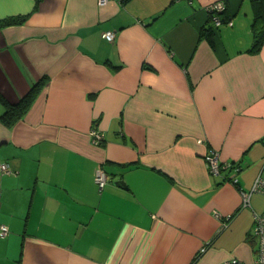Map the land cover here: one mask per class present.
I'll return each instance as SVG.
<instances>
[{
  "label": "crops",
  "instance_id": "obj_1",
  "mask_svg": "<svg viewBox=\"0 0 264 264\" xmlns=\"http://www.w3.org/2000/svg\"><path fill=\"white\" fill-rule=\"evenodd\" d=\"M215 1L0 0V97L42 82L0 120V264H253L264 43L251 0H223L207 37Z\"/></svg>",
  "mask_w": 264,
  "mask_h": 264
},
{
  "label": "built area",
  "instance_id": "obj_2",
  "mask_svg": "<svg viewBox=\"0 0 264 264\" xmlns=\"http://www.w3.org/2000/svg\"><path fill=\"white\" fill-rule=\"evenodd\" d=\"M107 1L108 0H98L99 4H104ZM225 8H226V4L223 0L212 2L208 6H206V10L209 14L210 21L214 27L221 24L222 22L221 15L224 12ZM113 36H114L113 32L111 31L105 32V37L108 40H112ZM89 134L91 136L92 143L94 144H99L103 139L102 133L96 128H91ZM204 159L209 172L212 174H218L220 168L222 167L218 159V154L216 152H210L205 155ZM229 166H233V164H229ZM0 170L3 173L12 172V170L5 163L0 164ZM106 180H107L106 173L104 172L103 169H100L95 175L96 184L98 185V187L101 188L106 183ZM236 180L237 179L234 177L233 181L236 182ZM254 192H259L261 194H264V177L257 176L249 190L241 191L243 205L249 204L250 196ZM7 233H8L7 226L4 224H0V236H4ZM253 234L258 241L257 254H256V258L253 261V264H264V213L254 214ZM201 250L203 251L204 248H201ZM220 264H242V261L236 257H231L226 260H223Z\"/></svg>",
  "mask_w": 264,
  "mask_h": 264
},
{
  "label": "trees",
  "instance_id": "obj_3",
  "mask_svg": "<svg viewBox=\"0 0 264 264\" xmlns=\"http://www.w3.org/2000/svg\"><path fill=\"white\" fill-rule=\"evenodd\" d=\"M253 6V18L251 22V29L253 33V44L252 50H257L259 47L264 43V0H251ZM223 14V13H222ZM25 19V16L21 17H14V18H7L4 19L1 23L2 24H11V23H20ZM222 17V22H223ZM210 20V17H209ZM214 26L210 22L207 27L203 28V33L209 37L211 32L214 31ZM42 82H38L37 84L33 85L30 92H28L23 98L19 100L17 104H9L5 100L2 99L5 110L0 116V120L5 125H10L18 116L20 115L21 110L28 105L31 97L33 96V91L35 88H39ZM36 89V90H37Z\"/></svg>",
  "mask_w": 264,
  "mask_h": 264
},
{
  "label": "water",
  "instance_id": "obj_4",
  "mask_svg": "<svg viewBox=\"0 0 264 264\" xmlns=\"http://www.w3.org/2000/svg\"><path fill=\"white\" fill-rule=\"evenodd\" d=\"M114 184L124 187L122 180H116V181H114Z\"/></svg>",
  "mask_w": 264,
  "mask_h": 264
}]
</instances>
